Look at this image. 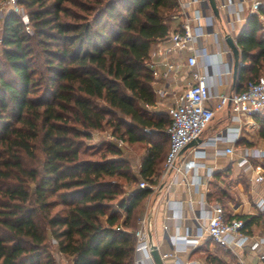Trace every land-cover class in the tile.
Segmentation results:
<instances>
[{
    "label": "trees",
    "instance_id": "trees-1",
    "mask_svg": "<svg viewBox=\"0 0 264 264\" xmlns=\"http://www.w3.org/2000/svg\"><path fill=\"white\" fill-rule=\"evenodd\" d=\"M2 24L0 59V264H136L138 217L169 150L171 120L157 102L154 46L178 29V0H17ZM264 14V7L259 10ZM237 91L264 77V27L250 14L237 38ZM264 139V113L254 114ZM110 127L144 143L140 175L112 142L90 146ZM158 136L165 142L155 140ZM246 142L240 138L238 145ZM247 145H253L248 143ZM98 148V149H97ZM99 153L98 158L93 155ZM161 162L162 166H161ZM242 172L237 181L247 187ZM248 228L262 219L234 215ZM217 250L233 258L229 248ZM208 263L231 264L208 254Z\"/></svg>",
    "mask_w": 264,
    "mask_h": 264
},
{
    "label": "crops",
    "instance_id": "crops-1",
    "mask_svg": "<svg viewBox=\"0 0 264 264\" xmlns=\"http://www.w3.org/2000/svg\"><path fill=\"white\" fill-rule=\"evenodd\" d=\"M178 1L181 14L177 22V24L179 23L178 29L182 26V13L184 12L193 21L196 20L195 17L198 16L199 12L207 16V18L200 20L202 25L207 26V33L197 40L195 47L201 51L206 50L211 54L216 53L218 56L219 63H211L209 67H206L205 61L210 63V60L200 59L197 66L201 72H209L212 75L209 78L212 91L217 94H227L237 90V80L235 83L231 66L233 59L224 52L230 48L225 40V35L230 34L233 38H238L251 14L250 5L252 0H232L229 8H222L220 6L221 0H217L220 17L215 15L208 0L203 2L201 0ZM213 31L219 34V40L216 41ZM158 43L166 45L169 44V41L164 39ZM188 54L187 51L183 52L184 66L179 71L170 73L167 77L163 75L166 70L163 65L154 71L153 87L157 102L149 107L152 113H166L168 110L167 104L165 105L167 108L162 107L160 104H165V102L169 104L168 101H170L169 97H160L156 92L157 90L168 88L171 92L179 93L186 89L188 83L192 81L191 72L194 67L191 68L187 64ZM214 102L208 103L214 105ZM239 125L241 126V138L246 143L243 145L237 144V151L234 155L215 154L214 146L206 147L207 152L205 154L203 152L195 153L198 144L184 148L178 160L181 171L171 172L159 184V187L152 192L153 196H150L149 208L146 213L148 220L147 232L150 241L158 247L161 255L174 252V256L164 259L166 264H176V258L183 263L198 260L203 264H214L208 263L205 258L203 259L202 254L219 255L231 264H264L259 259L258 252L251 250L249 244L234 251L230 249L233 258L221 252L218 253L216 251L217 244L205 231L208 224L207 210L212 209L215 204H224L232 214L248 215V219L261 214L256 209L255 203L259 198L264 197V181L256 183L254 181L255 173L252 171L244 172L236 163L242 147L264 148V139L257 136L259 124L256 122L254 115L242 116L240 123L235 122L232 120L231 106L228 105L215 113L201 140L210 138L215 134L230 132ZM167 130H165L166 133ZM250 142L253 145H247ZM137 144L138 142L130 143V147H135ZM225 145L227 144L220 143L219 147L223 148ZM131 152L134 153L131 156L134 162V170L139 174L145 152L142 155L135 154L134 151ZM193 161L202 164L196 171L193 168H186V164ZM242 172L246 178L247 187L245 188L237 181ZM158 177L160 176H153L154 179ZM158 181L160 180L158 179ZM166 225L167 229L165 228ZM177 234L197 238L198 243L194 248L175 251V235ZM248 234L254 239L264 236V213L259 222L248 227ZM57 253L60 256L57 257L59 262L61 256L65 255H62L59 251ZM140 257L141 254H137V258ZM66 259L68 260L67 257Z\"/></svg>",
    "mask_w": 264,
    "mask_h": 264
},
{
    "label": "built area",
    "instance_id": "built-area-1",
    "mask_svg": "<svg viewBox=\"0 0 264 264\" xmlns=\"http://www.w3.org/2000/svg\"><path fill=\"white\" fill-rule=\"evenodd\" d=\"M196 1V0H192ZM204 0H201L203 2ZM14 7V11H19L17 0H8ZM232 0H221L222 8H229ZM1 5V2H0ZM264 7V0H252L250 5L251 14L258 13L262 26L264 27V14L259 10ZM183 21L179 29L173 30L167 40L169 44L162 45L158 43L152 49L148 65L156 71L161 65L165 66L164 77L170 73L177 72L184 66L183 52L187 51V64L192 68V81H190L182 92H171L168 88L157 90L160 97H169L168 114L171 124L167 130L169 135V150L166 155L164 167L161 171L159 182L152 184L143 179L140 181L139 188H150L155 191L159 184L162 183L167 176L173 171H181L178 166V160L183 149L192 140L201 138L206 128L213 120L215 113L222 110L226 106H231L232 120L240 123L242 116L254 115L256 113H264V77L260 80H250L242 91H233L232 93L217 94L211 89L209 78L212 75L203 73L197 67L200 59L204 61L209 59L210 63L205 66L209 67L211 63H219L217 54H211L206 50H198L195 43L199 38L207 33V26L202 25L200 20L207 18L205 14L199 12L195 17V21L186 13H182ZM197 22V23H196ZM216 41L220 36L216 32ZM233 59L230 48L224 51ZM213 61V62H212ZM240 65L242 62L240 61ZM214 102V105L208 102ZM241 138V126L233 128L230 132L215 134L207 139H202L197 145L195 153L204 154L207 152L206 147L214 146L215 154L234 155L237 151L236 147ZM220 143L227 144L223 148L219 147ZM116 144L123 146L124 141L117 139ZM239 168L244 172H254V181L260 183L264 181V148L245 146L241 148V152L236 161ZM202 165L199 162H190L186 164V168H193L195 171ZM256 209L259 213L264 212V197L259 198L256 203ZM208 224L205 231L216 244H220L231 250L243 248L247 244L251 250L258 252L259 259L264 262V236L256 239L248 234V228L245 226V220L237 217L227 218L224 213L222 204H215L212 209L207 210ZM148 220L146 215L138 219V228L136 230L137 254H141L137 258L136 264H155L151 254L152 242L148 237L147 230ZM167 229V225L165 226ZM198 243L197 238L188 235H175V251L182 249H191ZM174 256V252H168L162 255V258ZM176 264H203L198 260L181 262L176 258Z\"/></svg>",
    "mask_w": 264,
    "mask_h": 264
},
{
    "label": "rangeland",
    "instance_id": "rangeland-1",
    "mask_svg": "<svg viewBox=\"0 0 264 264\" xmlns=\"http://www.w3.org/2000/svg\"><path fill=\"white\" fill-rule=\"evenodd\" d=\"M1 2V5H0V59L3 57V47H2V24H3V20L5 18V15L10 12V11H14V7H12V5L8 2V0H0ZM18 6H19V11L16 12L17 14H19L22 18V20L27 24V29L30 30V26H29V18H28V15H27V11L26 9L24 8V6H22L21 4L18 3ZM169 102V101H168ZM164 103L160 104L162 105V107L164 106V108H167L168 107V103L165 102V104L163 105ZM167 104V105H166ZM167 107H166V106ZM161 107V108H162ZM149 109V108H148ZM168 109V108H167ZM151 110V109H149ZM169 119V117H168ZM117 139H122L124 141V144L123 146H119L118 144H116V140ZM155 140H160L161 142H165V146H166V151H167V138L166 137H160L158 136ZM87 144H89L90 146H96L98 148H100V146L102 147L103 144L107 143V142H112L114 145H116L118 148L122 149V152H123V156L130 160L132 166H134V162H133V159L131 156H133L134 153H132L131 151H134L135 154L137 153L138 155H142L144 154V152H146V148H147V145L144 144V143H138L135 147L134 146H131L130 147V143H128L124 138H121L119 137L118 135L114 134L112 132V129L110 127H106L105 129H102V130H94L92 132V137L89 138L88 140H86ZM97 148V149H98ZM210 149V148H209ZM132 153V154H131ZM131 154V155H130ZM93 155V153H92ZM99 156V153H97V155H93L94 158H98ZM137 156V155H135ZM162 163L161 162V166H162ZM165 164V163H164ZM164 167V166H163ZM162 167V169H163ZM161 169V171H162ZM160 171V172H161ZM140 183V182H139ZM136 183H133V184H128V185H125V189L128 190V189H135L138 185ZM245 188V187H244ZM151 197L153 196L152 194L150 195ZM148 196V198L145 200L144 202V207H143V212H142V215L138 217V219L144 215H146L147 213V210L149 208V202H150V199L151 197ZM150 197V198H149ZM137 223H138V220H137ZM56 241L53 239H51V244L53 245V247L55 248L54 249V252H55V256L56 258L59 256L58 255V250L56 249V246H55V243ZM218 253L221 252L219 250H216ZM222 253V252H221ZM63 255V254H62ZM214 255V254H213ZM202 258L206 259V254H202ZM60 257V256H59ZM65 256H61V261H59L60 264H73V258H70V257H67L68 260L65 258H63Z\"/></svg>",
    "mask_w": 264,
    "mask_h": 264
},
{
    "label": "water",
    "instance_id": "water-1",
    "mask_svg": "<svg viewBox=\"0 0 264 264\" xmlns=\"http://www.w3.org/2000/svg\"><path fill=\"white\" fill-rule=\"evenodd\" d=\"M208 2L210 4V6L212 7L215 15L220 17V9H219L217 0H208ZM225 40L228 43V45L232 51L233 62L231 64V66L233 69V79H234V82L236 83L238 70H239V67L241 66L240 65V50H239V47L237 45V38L235 39V38H233L232 35L226 34ZM200 142H201V138L192 140L190 143L187 144V146L185 148L197 145ZM151 254H152V257L155 261V264H166L164 259L162 258V255H161L157 246H155V245L152 246Z\"/></svg>",
    "mask_w": 264,
    "mask_h": 264
}]
</instances>
